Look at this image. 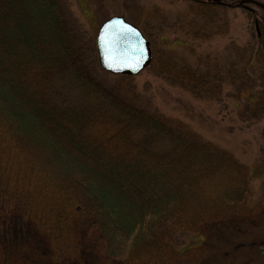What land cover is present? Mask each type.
<instances>
[{
	"label": "trees",
	"instance_id": "1",
	"mask_svg": "<svg viewBox=\"0 0 264 264\" xmlns=\"http://www.w3.org/2000/svg\"><path fill=\"white\" fill-rule=\"evenodd\" d=\"M188 1L191 10L222 5ZM254 1L264 5L249 0L238 8L256 25V40L238 49L225 73L216 63L178 72L171 57L163 69L200 97L215 98L225 81L236 98L255 90L253 106L242 103L243 119L264 118V8ZM78 31L66 0H0V217L19 214L48 250L15 254L9 243L5 254L17 264H35L34 253L38 262L86 253L95 264L112 256L173 264L195 248L186 238L205 227L264 220V176L251 203L245 165L137 105L131 75L111 84L98 77L95 49ZM260 231L252 240L262 255Z\"/></svg>",
	"mask_w": 264,
	"mask_h": 264
},
{
	"label": "rangeland",
	"instance_id": "2",
	"mask_svg": "<svg viewBox=\"0 0 264 264\" xmlns=\"http://www.w3.org/2000/svg\"><path fill=\"white\" fill-rule=\"evenodd\" d=\"M190 6L188 0H66L67 11L79 27L80 36L91 42L94 49L98 29L110 17H123L142 32L149 42L150 61L139 72L131 74L130 97L149 112L183 123L245 165L252 203L259 198L264 176V118L243 119L239 113L242 103L253 106L255 90L248 89L242 98H236L233 86L225 81L218 83L220 91L215 98L200 97L184 88L179 79L163 73V69L171 57V63L180 68L178 72H183L184 66L204 70L205 65L213 66L214 63L223 71L227 70L236 61L238 49L255 42V27L238 7L219 5L201 11V7L191 10ZM96 53L94 50L92 58L97 76L114 83L118 74L103 70ZM12 165H16L15 161ZM200 202L197 200L194 205ZM200 207H194L191 212ZM255 221L257 223L252 225L226 226L223 223L205 227L203 235L186 238V244L191 243L195 248L178 257L173 264H264V250L260 255L256 245L258 239L252 240L255 232L264 228V220ZM5 230L7 232L3 234ZM0 236H4L0 242V256L7 258L6 264H17L14 255L5 254L10 245L15 254L24 248L27 252H31V248L38 249L42 255L48 251L43 245L40 249L35 227L17 213L0 217ZM261 244L264 246V238ZM99 254L101 251L100 257ZM86 256L85 253L58 262L44 259L38 262L35 253L31 258L35 264H95L92 258L97 260V257ZM102 256L108 258V255ZM104 264L122 263L112 256Z\"/></svg>",
	"mask_w": 264,
	"mask_h": 264
},
{
	"label": "water",
	"instance_id": "3",
	"mask_svg": "<svg viewBox=\"0 0 264 264\" xmlns=\"http://www.w3.org/2000/svg\"><path fill=\"white\" fill-rule=\"evenodd\" d=\"M243 2L249 0H242L238 5ZM254 3L264 8L263 4ZM96 48L100 66L113 73L136 74L150 61L146 39L136 27L118 16L111 17L100 26Z\"/></svg>",
	"mask_w": 264,
	"mask_h": 264
},
{
	"label": "bare ground",
	"instance_id": "4",
	"mask_svg": "<svg viewBox=\"0 0 264 264\" xmlns=\"http://www.w3.org/2000/svg\"><path fill=\"white\" fill-rule=\"evenodd\" d=\"M241 1H242V0H239V1H237V2H234V3H233V6H234V7L241 6L242 4L238 5V3L241 2Z\"/></svg>",
	"mask_w": 264,
	"mask_h": 264
}]
</instances>
